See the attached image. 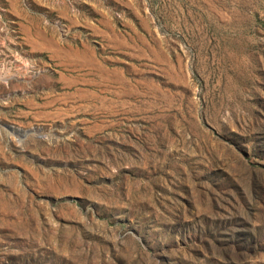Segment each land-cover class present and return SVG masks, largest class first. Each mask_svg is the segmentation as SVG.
Instances as JSON below:
<instances>
[{
  "label": "rangeland",
  "instance_id": "rangeland-1",
  "mask_svg": "<svg viewBox=\"0 0 264 264\" xmlns=\"http://www.w3.org/2000/svg\"><path fill=\"white\" fill-rule=\"evenodd\" d=\"M0 264H264V0H0Z\"/></svg>",
  "mask_w": 264,
  "mask_h": 264
}]
</instances>
